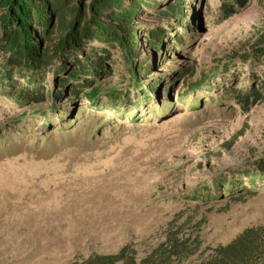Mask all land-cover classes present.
Wrapping results in <instances>:
<instances>
[{
    "label": "rangeland",
    "instance_id": "obj_1",
    "mask_svg": "<svg viewBox=\"0 0 264 264\" xmlns=\"http://www.w3.org/2000/svg\"><path fill=\"white\" fill-rule=\"evenodd\" d=\"M182 1V16L139 13L141 43L162 40L137 78L111 51L62 91L47 67L43 99L0 81V264H202L264 226V189L192 197L264 159V63L244 57L264 0Z\"/></svg>",
    "mask_w": 264,
    "mask_h": 264
},
{
    "label": "trees",
    "instance_id": "obj_2",
    "mask_svg": "<svg viewBox=\"0 0 264 264\" xmlns=\"http://www.w3.org/2000/svg\"><path fill=\"white\" fill-rule=\"evenodd\" d=\"M221 1L225 6L231 0ZM182 2L168 0L166 10H162L155 0H0V54L4 56L0 62V81L14 74L25 79L22 90L32 88L36 100L43 99L39 94L43 86L39 82L45 78L43 71L47 67L48 72L56 68V78L66 73L58 82L62 91L67 81L80 83L81 75L95 72L99 60L111 51L121 53L133 66L132 76L137 78L147 64L136 62L134 70L138 52L146 46L157 48L162 40L159 32L149 28L144 34L146 42L141 43L138 32L141 28L136 22L139 13L149 7L160 15L182 16ZM251 49V54L244 57L256 59L254 66L259 67L264 63L262 39ZM227 71L225 68L222 74ZM98 92V88H93L86 96L94 100ZM108 94L109 98H118L115 93ZM248 189H264V159L257 162L253 171H237L215 179L206 192L192 197L210 199ZM124 260L122 251L114 256L96 257L89 264H119ZM202 264H264V226L246 229L230 244L217 248Z\"/></svg>",
    "mask_w": 264,
    "mask_h": 264
},
{
    "label": "water",
    "instance_id": "obj_3",
    "mask_svg": "<svg viewBox=\"0 0 264 264\" xmlns=\"http://www.w3.org/2000/svg\"><path fill=\"white\" fill-rule=\"evenodd\" d=\"M193 47V46H192Z\"/></svg>",
    "mask_w": 264,
    "mask_h": 264
}]
</instances>
